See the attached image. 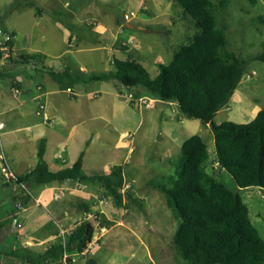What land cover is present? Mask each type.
<instances>
[{
	"label": "rangeland",
	"instance_id": "1",
	"mask_svg": "<svg viewBox=\"0 0 264 264\" xmlns=\"http://www.w3.org/2000/svg\"><path fill=\"white\" fill-rule=\"evenodd\" d=\"M32 3H36L41 12L31 6ZM132 14L134 16L131 17ZM126 15L130 16V20L125 18ZM0 16V29L15 34L10 44H14L15 54L9 50L11 58L5 60L10 67L0 66V71L7 73L4 79H0V88L10 87L13 78L20 73L35 76L36 69L48 73L51 69L78 68L82 65L89 73L115 71V59L135 60L145 67L151 78H155L160 72L159 65L170 64L179 47L192 42L199 32L192 18L175 0H0ZM259 17L264 18V0H229V6L221 17L220 26L225 27L227 35L226 50L239 53L250 63L237 90L241 101H232L229 108L222 109L215 117L216 123H249L254 119L255 110L264 109V61L253 60L264 53V22L258 20ZM1 41H4L3 35H0ZM21 54L37 55L39 61L24 63L19 59ZM49 82L56 85L52 80ZM118 88L121 86L116 81L92 82L77 85L76 97L59 93L58 100L77 104L80 118H74L75 121L68 127L55 120L54 128H45L57 131L65 127L69 131L76 124L75 135L70 139L64 135L59 145L60 150L65 148L67 160L70 162L76 151L89 148L86 174L105 173L114 165L124 166L126 184L129 185L127 190L141 200L119 207L100 185L86 184L82 190L76 186L65 189V195L69 193V200L66 201L71 204L68 208L80 215L76 223L83 220L85 213H91L93 218L90 220L96 222L97 235L112 226L113 223L106 217L116 218L135 212L143 219V226L148 222L150 227L158 226L163 230L166 246L152 251L155 260L159 264H183L174 245L180 220L168 208L164 194L149 187L147 182L173 175V163L180 156L183 142L195 134L202 136L207 145L208 171L231 187H234V182L228 173L219 169L215 138L210 127L200 120L183 116L176 102L166 105L162 100L143 93L151 105L145 107L129 98L130 94L134 95L133 91L124 88L121 96ZM13 101L17 104L15 99ZM41 102L34 100L28 104L34 122L24 123L12 116L8 126L0 128V153L3 148L18 176L33 166L34 149L39 150L41 141H27L30 133L27 129L9 135L5 132L40 121L42 117H37L36 110ZM176 124L181 128H177ZM169 125L176 126L177 136L176 142L168 147L172 158L165 157L159 145L164 140L160 130ZM166 131L171 132V129ZM23 159L27 160V164L20 167ZM15 193L13 184H5L0 165V250L6 252L13 248L16 235L35 228L30 219L20 228L8 217L11 211L16 210ZM59 194L62 196L63 193ZM103 195H106L107 203L101 204ZM240 195L264 238V190L257 187L242 189ZM60 196L52 200L64 202ZM82 203L89 204L91 210L81 212L79 206ZM36 211L40 214L41 226L59 228L56 215L44 203ZM159 212L163 216L159 215L160 221L156 226L154 213ZM26 215L29 214H20L17 220L23 224ZM111 256V250L97 245L94 253L76 255L70 264H89L93 257L99 264H106L105 260ZM116 262L119 264V259ZM2 263L20 264L16 259L0 254Z\"/></svg>",
	"mask_w": 264,
	"mask_h": 264
},
{
	"label": "trees",
	"instance_id": "2",
	"mask_svg": "<svg viewBox=\"0 0 264 264\" xmlns=\"http://www.w3.org/2000/svg\"><path fill=\"white\" fill-rule=\"evenodd\" d=\"M175 2L192 18L199 32L192 42L179 47L170 64L159 65L157 77L151 78L145 67L135 60L117 59L114 60L116 69L111 72L89 73L66 67L48 70V74L64 90L79 84L116 81L133 91L136 99L148 93L154 99L176 102L184 116L209 125L215 138L219 169L230 175L234 187L208 172L209 151L199 134L183 142L180 156L173 163V175L149 180L147 185L164 194L168 207L180 220L174 235L180 262L264 264V238L240 195L242 189L264 190V109L249 123L215 122L217 114L231 103L250 63L239 53L226 50V29L220 26V20L229 0ZM31 6L37 7V4ZM37 11L41 12V8L37 7ZM258 20L264 22V18ZM0 59H3L1 51ZM19 59L31 63L39 61V56L21 54ZM253 60L264 61V53ZM12 86L20 88L14 82ZM45 153L43 139L35 168L18 176V183L25 186L23 193L34 186H50L56 181H79L100 185L119 207L138 203L130 190L121 192L126 183L124 166H112L109 173L87 175L83 170L82 152L72 166L54 172L45 160ZM79 209L89 212L91 206L82 203ZM95 223L94 220L81 221L65 237L58 236L43 253L25 248L9 253L0 251V254L19 258L23 264H53L63 260L70 264L72 257L81 256L93 242Z\"/></svg>",
	"mask_w": 264,
	"mask_h": 264
},
{
	"label": "crops",
	"instance_id": "3",
	"mask_svg": "<svg viewBox=\"0 0 264 264\" xmlns=\"http://www.w3.org/2000/svg\"><path fill=\"white\" fill-rule=\"evenodd\" d=\"M11 34L15 39V34L14 33ZM71 38L72 37L69 38L70 41ZM10 51L15 54L14 44L11 45ZM6 59H8V57L3 55V59H0V66H7L6 63L7 61H5ZM8 67H10V65H8L7 68ZM78 68L84 72H87L86 68H84L82 65H79ZM36 71L37 72L35 73L36 74L35 76L29 74L25 76V74L20 73L18 76H15L13 78V82L20 85L18 93L15 91V88L12 85H10V87L5 86L3 88L2 87L0 88V117H1L0 128H6L8 126V123L11 121L12 116H15L18 121L22 120L24 123L29 124L30 122H34L35 119L31 118L32 111L31 108L28 107V104L34 100H41L42 102L40 104V107L44 106V109L41 110L39 107L38 110H36L37 117H42L40 121H37L33 125L24 126V127L16 128L15 130L6 131L5 134L9 135V134H13V132L15 131L19 132L20 130L27 129V131L30 132L29 135H27L28 137L27 141H29L30 143L32 142L36 143L44 139L46 141L45 160L48 162L50 169L54 172L72 166L79 159L81 153L84 152L83 170L86 174L85 170L87 166L89 148H87L85 151H80V152L76 151L74 157L70 162L67 160L65 156L66 153L65 148L61 150L59 149V145L62 142V138L64 137V135H67L68 137L67 139H70L75 135L77 130L76 124H74L71 130L69 131L65 127L71 125L75 121L73 120L74 118H80V111L76 103L67 102L65 100L60 101L58 100L60 97L57 96L59 93H66L69 94L70 96L76 97L75 88L71 89V92L68 91V89L66 90L61 89L59 84L56 83L49 76L48 73H42L38 69H36ZM6 75L7 73L3 72L2 76H0V79H4V76ZM49 80H52L56 85H51L52 83H50ZM55 86H57L59 89H56L57 87ZM123 89H124L123 87H121L120 89L118 88L121 96H123ZM12 98L17 101V104L16 102L13 101ZM241 98L242 97L236 91L231 102L232 101L240 102ZM163 102L166 105L172 103L168 101H163ZM229 107L230 104L227 106V108ZM260 110H261L260 108H258V110H255V112L256 111L257 112L255 113V115H253L254 118L256 117V115ZM163 119L165 118L163 117ZM178 119L181 120L182 117H179ZM55 120H57L61 125H64L65 127H61V129H58L57 131L47 130L45 127L47 128L55 127L54 125ZM176 126L179 125L176 124ZM176 126L169 125L166 126L165 128L162 127V130H160L161 131L160 134L163 136L164 140L159 145L160 148H163L162 150L165 157L172 158V154L169 153L170 152L169 145L176 142L177 139V136L175 134ZM208 127L210 126L208 125ZM177 128H181V127L179 126ZM169 129H171V132L166 131ZM2 151L5 153L3 148ZM38 151L39 150L34 149L33 155L35 158V162L33 166L24 170L25 174L31 171L32 169H34L35 166L37 165ZM131 152H133V149H131ZM7 158L10 163V159L8 156ZM170 160L172 161V159ZM24 164H27L26 159L25 160L23 159L20 162V167H23ZM110 169L108 172L105 173H109ZM87 175H91V174H87ZM75 185L76 182H72V181L69 182L56 181L50 186H34L32 188L27 189L26 193H22L21 191L15 193L16 195L13 196V199H15L16 210L11 211L8 217L11 218L12 221L15 222V225H17L20 228L24 227V225L28 223L27 220L30 219L29 220L30 224L35 226V228L32 229V231L30 232L23 231L18 235H16L14 246L10 250V252L13 250L27 248L37 253H43L51 246V244L55 241V239L58 236L61 235L65 237L71 230L77 227V225L80 222L76 223L75 220L80 215L78 213H73L71 210H69L68 206H70L71 204L68 203L69 201H66L67 197L69 196V193L65 195V189L67 187H72ZM59 193H63L62 196H60ZM57 195L62 197V200L64 198V202L63 201L58 203L54 202L52 198L56 199ZM136 198L138 200H141L140 197H136ZM43 203L46 208L51 210L56 215L55 219L57 220V224L59 227L58 229L55 227L49 229L40 225L41 224L40 214L36 211V208L43 207ZM20 214L21 215L29 214L26 215L25 219L23 220L24 221L23 224H21L17 220V217ZM154 214H156L155 216L156 218L154 219L157 220V223L155 222L157 226V224H159L160 221L159 215L161 216L163 215L161 212ZM106 219L113 223L112 226L108 229L106 228L105 232L100 235H97V229H96V235L94 238L95 240H99V241L101 240L98 246H100L101 248L106 247L109 251L111 250L112 252L113 257L111 256V258L105 260L106 264L108 263L115 264L117 263L116 261L118 259L120 262L119 264H147V263L159 264V262L156 261L155 258L153 257L152 251L154 249L162 250L166 246L162 228L158 226L150 227L149 226L150 224H148V222H145V224L147 225L143 226L142 223L143 219L140 217V215H138L135 212H128L120 216L118 215V217L116 218L106 217ZM1 222L2 219H0V225ZM104 242H107V244L105 245ZM0 251L3 253H9V251L8 252L4 250H0ZM1 255L8 256L6 254H1ZM9 257L11 259L12 258L16 259L17 262L23 264L19 258H15L11 256ZM92 261L93 263L89 262V264H99V261L95 257H93ZM53 264H65V261L63 260Z\"/></svg>",
	"mask_w": 264,
	"mask_h": 264
},
{
	"label": "built area",
	"instance_id": "4",
	"mask_svg": "<svg viewBox=\"0 0 264 264\" xmlns=\"http://www.w3.org/2000/svg\"><path fill=\"white\" fill-rule=\"evenodd\" d=\"M132 16H134V14H132L131 17ZM125 18L130 20L129 15H126ZM0 35L4 36V41L0 42V51L2 52V54L4 56L9 57L8 51L10 50V47H11L10 44L14 40V37L11 33H6L2 29H0ZM248 78H250V76H248ZM15 91L18 93L19 89L15 88ZM68 91L71 92V89H68ZM129 98L132 101L134 100V101L138 102L141 106H145V107L151 106L150 103L147 101V98H145V97H141V98L136 99L133 94H130ZM40 109L43 110L44 106H41ZM0 165H1V172H2L4 179H5V184H13L15 186L16 192H19V191L22 192V190L24 189L25 186L18 183V176L13 172L11 165L9 163V160L3 151L0 153ZM75 186L79 190L86 188V184L81 183L79 181L76 182ZM127 188H129V185H127L125 183V186L121 190V192L125 193V191H127ZM104 193H105V190H104ZM56 198L58 199L59 196L57 195ZM100 203L101 204L107 203L106 195H103V198L100 200ZM92 218H93V216L91 213H85L82 221H88ZM97 245H99L98 240L94 239L93 242L90 243L88 245V247L86 248V250L83 252L82 256H86L90 253H94L95 246H97ZM66 257L67 256H65V259H66Z\"/></svg>",
	"mask_w": 264,
	"mask_h": 264
}]
</instances>
